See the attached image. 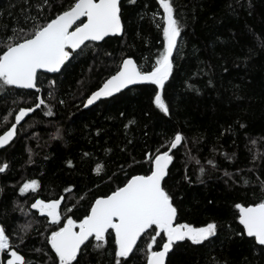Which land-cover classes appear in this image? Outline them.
Listing matches in <instances>:
<instances>
[{"label": "trees", "instance_id": "obj_1", "mask_svg": "<svg viewBox=\"0 0 264 264\" xmlns=\"http://www.w3.org/2000/svg\"><path fill=\"white\" fill-rule=\"evenodd\" d=\"M38 2L0 0V29L11 27L21 19L22 9ZM72 3L54 0L52 13L46 15L54 18L59 5L66 10ZM121 6L124 35L87 42V55L72 60L61 72L39 73V93L15 89L10 96L0 97V135L15 122L19 108L33 106L37 95L54 112L52 117L43 114L47 109L30 114L27 122L18 126V136L0 149V165L9 164L8 170L0 173V224L22 231L21 226L31 223L34 227L24 244L15 238L13 242L29 264H47L51 253L45 239L54 226L49 218L31 209V203L63 196L62 214L82 218L94 198L110 194L132 175L148 174L147 154L154 155L158 148L167 150L163 145L179 131L187 139L173 150L170 178L166 179L178 210L177 223L199 227L215 221L222 230L205 246L185 242L174 249L175 254L169 256L171 264H264V251L250 242L254 238L227 239L230 233L243 229L234 205L247 206L264 199L259 183L264 180V0H174L176 14L186 27L173 75L164 89L169 116L151 103L158 90L151 84L136 85L91 107L83 106L91 92L115 73L123 58L131 56L150 70L157 52L162 51V31L156 25L163 24V10L158 0H137L135 5L122 0ZM188 83L199 92L188 89ZM49 90L53 91L51 97L47 96ZM13 100L18 103L13 104ZM133 119L136 123L125 128ZM237 122L247 127L240 128ZM58 130L63 139H53ZM255 156L259 158L254 160ZM209 160L215 167L207 163ZM68 161L74 167H68ZM97 162L106 166L103 178L94 172ZM201 166L206 170L203 183L197 179ZM225 172L234 175L230 179ZM186 175L191 183L185 180ZM31 179L40 182L39 191L21 196L19 186ZM70 186L72 192H66ZM84 192L87 197L80 199ZM147 242L146 237L139 241L141 251L134 264H144ZM157 243L162 247L159 237ZM112 245L109 237V250ZM34 248H43L44 255ZM81 264H108V257L101 258L89 248Z\"/></svg>", "mask_w": 264, "mask_h": 264}, {"label": "snow or ice", "instance_id": "obj_2", "mask_svg": "<svg viewBox=\"0 0 264 264\" xmlns=\"http://www.w3.org/2000/svg\"><path fill=\"white\" fill-rule=\"evenodd\" d=\"M53 3L54 0H39L35 5L29 4L27 8L22 9L20 20L11 27L0 29L3 33L0 35V97L10 96L15 89L36 90L39 93L38 74L41 71L59 73L72 60L87 55L85 49L88 45L85 42H101L106 37L125 34L121 0H73L66 10L62 4L59 5L55 17L49 18L46 13H52ZM128 3L135 5L137 0H128ZM158 4L163 10L160 18L163 24L157 23L156 26L162 31L163 44L162 51L157 52L150 70L138 65L131 56L123 58L115 74L87 97L83 105L85 108L113 98L116 94H122L123 90L129 89L130 86L151 84L158 86L151 103L164 115H171L169 103L164 98V89L166 82L173 75L175 56L181 52L180 43L186 24L177 16L174 0H158ZM155 16L156 14L152 13L151 18L155 19ZM140 18L144 19L143 16ZM80 83L84 84L83 81ZM52 84L54 86L55 81ZM187 88L199 92L191 83L187 84ZM52 95L53 91L49 90L47 96ZM12 103L17 104L18 101L13 100ZM58 103L64 104L65 101L59 100ZM44 109L47 111H43ZM37 110L43 111L45 116H54L46 100L37 95L33 106L18 109V114L14 116L15 122L8 131L0 135V148L9 145L18 136V126H22V121L26 123L25 118L36 114ZM11 114L10 112L9 115ZM120 116H124V113L121 112ZM135 123L134 119L130 120L125 128ZM239 127L247 126L239 124ZM96 134L100 135L99 130ZM53 139H63L62 133L58 130ZM186 139L182 132L177 131L168 143L163 145L167 150L161 151L158 148L154 155L148 153V174L132 175L110 194L94 198L87 214L82 218L73 219L71 215L62 214L60 209L63 196L48 201L36 199L31 203L30 208L49 218L50 225L54 226L45 239V245H50L51 253L47 257V264H81L89 248L101 258L107 256L108 264H134L141 251L138 241L142 237L148 238L144 249V264H166V260L171 264L170 253L174 255V249L185 242L205 246L206 243H212L214 238H218L222 229L215 221L199 227L176 222L178 210L173 196L167 190L166 179L170 178L169 166L174 160L173 150L182 146ZM128 143L131 144L132 141L129 140ZM250 143L256 144V141L251 140ZM258 158L255 156L254 160ZM195 162L200 163L199 160ZM207 163L215 167L213 161L209 160ZM68 167H74L72 161H68ZM8 168L9 164L3 163L0 165V173L6 172ZM94 172L103 178L102 174H106L105 164L97 162ZM205 172V168L201 166L200 176L197 177L200 183H203ZM233 175L225 172V176L230 179ZM185 180L192 182L191 177L187 175ZM244 183L248 184L249 181L244 180ZM259 183L264 189V180ZM40 187L38 180L31 179L23 182L18 192L21 196H26L38 192ZM72 190L70 186L65 191ZM0 192H3V188H0ZM86 197L87 192H84L80 199ZM65 207L67 212H72L71 207ZM234 207L238 212V223L243 229L230 233L227 239L254 238L250 242L264 251V199L247 206L236 203ZM33 227L28 223L21 226L22 231H12L0 224V264H29L26 256L17 250V244L13 240L15 238L19 244H24ZM109 237L113 240L111 250L108 248ZM158 237L162 247L157 243ZM33 251L44 255L43 248H34ZM214 264L221 262L215 261ZM223 264H227V261Z\"/></svg>", "mask_w": 264, "mask_h": 264}, {"label": "water", "instance_id": "obj_3", "mask_svg": "<svg viewBox=\"0 0 264 264\" xmlns=\"http://www.w3.org/2000/svg\"><path fill=\"white\" fill-rule=\"evenodd\" d=\"M121 1H122V0H121ZM82 19H83V18H82ZM117 36H122V35H117ZM109 37H113V36H109ZM106 38H108V37H106ZM106 38H105V39H106ZM87 42H90V41H87ZM87 42H85V43H87ZM101 42H102V41H101ZM94 43H100V42H94ZM41 72H42V73H47V74H56V73H49V72H46V71H41ZM114 74H115V73H114ZM112 75H113V74H112ZM110 76H111V75H110ZM110 76H109V77H110ZM109 77H108V78H109ZM108 78H107V79H108ZM105 81H106V80H105ZM105 81H104V82H105ZM104 82H103V83H104ZM137 85H140V84H137ZM101 86H102V85H101ZM133 86H136V85H133ZM133 86H130V87H133ZM130 87H129V88H130ZM96 90H97V89H96ZM125 90H126V89H125ZM92 106H93V105H92ZM89 107H91V106H89ZM9 129H10V128H9ZM9 129H8V130H9ZM8 130H6V131H8ZM6 131H5V132H6ZM3 133H4V132H3ZM3 133H2V134H3ZM2 134H1V135H2ZM6 146H7V145H5L4 147H6ZM4 147H3V148H4ZM0 149H2V148H0ZM137 175H139V174H137ZM176 222H177V221H176ZM90 239H92V238H90ZM138 243H139V241H138ZM166 264H167V260H166Z\"/></svg>", "mask_w": 264, "mask_h": 264}]
</instances>
